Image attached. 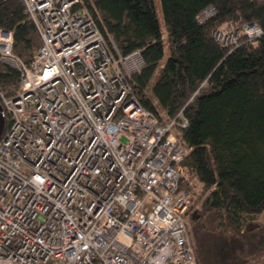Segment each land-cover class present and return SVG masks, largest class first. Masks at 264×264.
<instances>
[{
  "label": "built area",
  "instance_id": "2783aa9c",
  "mask_svg": "<svg viewBox=\"0 0 264 264\" xmlns=\"http://www.w3.org/2000/svg\"><path fill=\"white\" fill-rule=\"evenodd\" d=\"M42 45L27 65L0 31V61L20 73L11 125L0 138V264H199L180 188L189 150L129 81L145 68L123 55L82 0H23ZM213 6L198 17H215ZM256 25L214 31L230 51Z\"/></svg>",
  "mask_w": 264,
  "mask_h": 264
},
{
  "label": "trees",
  "instance_id": "16d2710c",
  "mask_svg": "<svg viewBox=\"0 0 264 264\" xmlns=\"http://www.w3.org/2000/svg\"><path fill=\"white\" fill-rule=\"evenodd\" d=\"M163 32L155 0H82L102 33L123 55L140 50L145 68L129 78L142 106L162 122L182 111L186 128L174 132L189 152L180 188L193 194L201 186L197 214L187 226L220 216L230 233L250 245L245 219L264 212V0H161ZM213 6L217 15L201 24L199 14ZM256 25L255 43L241 41L230 51L213 32L226 25ZM14 34L13 51L29 65L42 45L40 33L25 13L23 0H0V31ZM165 41L169 55L165 58ZM0 90L9 98L20 92V73L0 61ZM11 118L4 110V136ZM191 178L194 179L193 183ZM200 200V201H199ZM191 237L199 264L203 250ZM259 255H255L256 257ZM262 257H260L261 259ZM251 264L250 260L247 263Z\"/></svg>",
  "mask_w": 264,
  "mask_h": 264
},
{
  "label": "rangeland",
  "instance_id": "374dc122",
  "mask_svg": "<svg viewBox=\"0 0 264 264\" xmlns=\"http://www.w3.org/2000/svg\"><path fill=\"white\" fill-rule=\"evenodd\" d=\"M160 25L163 32L166 34L163 23V9L161 0H155ZM168 42L165 41V58L163 63L167 60L169 55ZM189 175H186L187 178ZM192 176L190 175V178ZM193 183L194 179L191 178ZM194 188L198 195L201 193V186L197 181H194ZM198 195L196 200L192 194V202L194 208L191 209L190 215L197 214L198 208ZM200 201V200H199ZM190 205V206H191ZM190 231L193 232L195 242L201 246L205 258V264H243L250 260L251 264H264V212L256 216H249L245 219V233L246 238L252 240L258 247V252H254V256L251 257L250 245L246 243V240L241 236H236L227 230L224 226L220 216L211 214L203 223L194 227L190 223ZM259 255L262 257H256Z\"/></svg>",
  "mask_w": 264,
  "mask_h": 264
},
{
  "label": "water",
  "instance_id": "95a60500",
  "mask_svg": "<svg viewBox=\"0 0 264 264\" xmlns=\"http://www.w3.org/2000/svg\"><path fill=\"white\" fill-rule=\"evenodd\" d=\"M4 129V110L3 107L0 105V138L2 137Z\"/></svg>",
  "mask_w": 264,
  "mask_h": 264
}]
</instances>
